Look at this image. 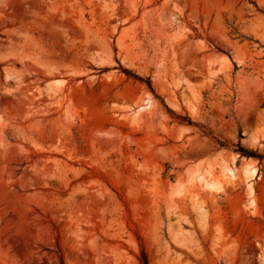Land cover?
Returning <instances> with one entry per match:
<instances>
[{"label":"rangeland","instance_id":"obj_1","mask_svg":"<svg viewBox=\"0 0 264 264\" xmlns=\"http://www.w3.org/2000/svg\"><path fill=\"white\" fill-rule=\"evenodd\" d=\"M239 147L264 0H0V264H264Z\"/></svg>","mask_w":264,"mask_h":264},{"label":"trees","instance_id":"obj_2","mask_svg":"<svg viewBox=\"0 0 264 264\" xmlns=\"http://www.w3.org/2000/svg\"><path fill=\"white\" fill-rule=\"evenodd\" d=\"M238 152L241 154V156H245V157H253V158H258V159H262L264 156L253 153L251 151H247L245 149H242L241 147H239ZM144 260V264H147L145 257H143Z\"/></svg>","mask_w":264,"mask_h":264},{"label":"bare ground","instance_id":"obj_3","mask_svg":"<svg viewBox=\"0 0 264 264\" xmlns=\"http://www.w3.org/2000/svg\"><path fill=\"white\" fill-rule=\"evenodd\" d=\"M248 166H249V165H247L243 170H244L247 174L250 175V173H248L249 170H250V168H249V170H248ZM227 171H228V173H229V175H230L231 177H233V178L235 177V173H234V171H233L232 169H228ZM254 174H256V171H255V170H253V171L251 172V177H252ZM247 176H248V175H247Z\"/></svg>","mask_w":264,"mask_h":264}]
</instances>
